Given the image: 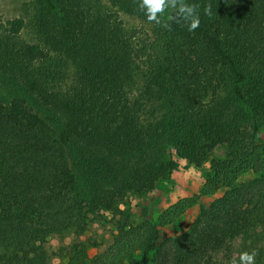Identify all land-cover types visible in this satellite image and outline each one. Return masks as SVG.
<instances>
[{
    "label": "trees",
    "instance_id": "obj_1",
    "mask_svg": "<svg viewBox=\"0 0 264 264\" xmlns=\"http://www.w3.org/2000/svg\"><path fill=\"white\" fill-rule=\"evenodd\" d=\"M114 1L124 2L135 11H147L139 6L142 0ZM42 2L58 18L63 45L72 42L74 51L76 41L80 38L82 44L85 37L80 14L55 0ZM198 11L200 25L189 32L183 22L168 19L176 9H166L159 17L155 40L145 44L142 52L158 76L167 81L172 93L193 104L220 91L228 79L234 99L246 105L251 141L243 138L228 158L212 162L213 175L204 188L221 187L223 195L206 206L200 205L191 231L171 239V247L182 245L183 252H172L170 263L194 257L200 264L201 254L208 251L212 258L219 256V264H229L233 256L238 259L241 252L255 250V264H264V157L256 158L264 154V146L254 142L264 126V76L253 75V69L242 67L238 60L242 54L225 45L219 24H208V18L211 19L203 14L205 8L199 7ZM236 12L240 22L237 42L250 55H264V0H247ZM165 23L169 26L165 27ZM7 25L9 32L16 35L24 24L19 19ZM76 25L78 29L74 30ZM39 53L37 46L23 50L30 60L37 59ZM131 58L130 52L107 57L91 50L86 72L92 80L119 83ZM250 98L255 102L254 109H250ZM54 111L63 118L58 129L50 127L20 100L12 101L4 110L0 105V264H53L48 248L50 239L69 236L81 227L88 212L80 210L78 197H71L77 185L73 158H91L100 175L97 180L107 183L116 175L108 169L111 165L106 158H118L121 149L136 155L142 148V137L128 112L123 114L122 127L109 137L86 125L77 103L71 99L56 103ZM214 145L212 140L206 142V152ZM183 148L186 153H194L192 147ZM245 170L252 171V178L239 181L236 175ZM84 174L86 180L88 176L85 171ZM81 186L82 192L88 188L87 183ZM117 216V233L111 246L116 250L114 259L106 257L108 252L90 257L89 250L97 247L96 242L79 239H73L53 255L62 264H168L162 261L163 248L156 224L134 226L120 210Z\"/></svg>",
    "mask_w": 264,
    "mask_h": 264
},
{
    "label": "rangeland",
    "instance_id": "obj_2",
    "mask_svg": "<svg viewBox=\"0 0 264 264\" xmlns=\"http://www.w3.org/2000/svg\"><path fill=\"white\" fill-rule=\"evenodd\" d=\"M197 1L199 7L210 8V14H203L210 17L208 24H219L225 45L242 54L238 57L242 67L253 69V75L264 76V55H250L237 42L240 22L236 9L247 0ZM55 2L80 14L85 37L82 44L80 38L76 41L74 51L72 42L63 45L58 18L46 10L42 0H0L1 110L20 100L50 127L58 129L63 118L54 111V105L71 99L77 103L86 125L109 137L122 127L123 114L128 112L142 137V148L136 155L121 149L118 158H106L111 165L108 169L116 175L107 183L97 180L100 175L91 158H73L77 185L71 197H78L80 210L88 213L75 233L50 239L51 262L62 264L53 252L73 239L96 242L97 247L89 250L90 257L108 252L106 257L114 259L116 250L111 246L120 210L134 226L157 225L162 261L171 264L172 252H183L182 245L171 247V239L191 231L200 205L206 206L223 195L221 187L204 188L213 175L212 162L228 158L243 138L250 140L246 105L234 99L228 79L220 91L205 95L197 104L176 97L142 52L145 44L155 40L158 31V24L150 22L143 10L135 11L114 0ZM186 2L197 5L195 0ZM19 19L23 28L13 35L7 24ZM74 28L77 30L78 26ZM26 46L39 48L37 59L23 55ZM91 50L107 57L130 52V67L119 83L92 80L88 76L87 54ZM249 100L250 109H254V100ZM210 140L215 145L207 153L204 145ZM254 142L264 146V126ZM183 147H192L194 153H186ZM263 157L261 154L256 158ZM147 162L151 164L145 165ZM168 162L172 165L168 166ZM252 175L251 170H245L236 178L248 181ZM83 183L88 188L82 192ZM209 256L208 251L201 254L200 264H219V256ZM178 261L197 264L194 257Z\"/></svg>",
    "mask_w": 264,
    "mask_h": 264
},
{
    "label": "clouds",
    "instance_id": "obj_3",
    "mask_svg": "<svg viewBox=\"0 0 264 264\" xmlns=\"http://www.w3.org/2000/svg\"><path fill=\"white\" fill-rule=\"evenodd\" d=\"M140 8L146 9L148 20L155 21L157 24L161 23L160 16L165 13L166 9H176L174 16H169V20H174L177 23L183 22L187 26L189 32L194 31L200 25L199 6L196 4H189L186 0H142ZM206 14H210V8L205 9ZM165 27L169 25L164 24ZM257 252L253 250L251 253L244 251L239 254L237 259L235 256L231 258L229 264H255V257Z\"/></svg>",
    "mask_w": 264,
    "mask_h": 264
}]
</instances>
